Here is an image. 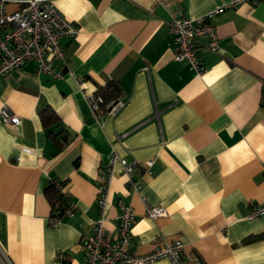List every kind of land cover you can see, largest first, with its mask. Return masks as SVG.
I'll use <instances>...</instances> for the list:
<instances>
[{"label":"crops","instance_id":"crops-1","mask_svg":"<svg viewBox=\"0 0 264 264\" xmlns=\"http://www.w3.org/2000/svg\"><path fill=\"white\" fill-rule=\"evenodd\" d=\"M232 1L55 0L78 26L59 40L64 76L37 72L35 61L0 76V111L20 119L14 126L0 115V250L8 260L0 252V264H84L81 241L100 217L113 154L154 163L150 175L134 176L139 190L116 166L102 213L108 236L130 205L133 253L180 238L190 264H264V214L245 217L264 202V0ZM214 10L219 50L200 48L197 74L174 59L167 20L171 12L194 18ZM75 78L84 79L81 87ZM109 81L125 105L114 115L94 113L82 91L101 93ZM47 106L54 125L40 119ZM62 129L68 141L58 147L48 133ZM53 179L75 204L57 226L44 193ZM146 205L166 214L150 218Z\"/></svg>","mask_w":264,"mask_h":264},{"label":"built area","instance_id":"built-area-1","mask_svg":"<svg viewBox=\"0 0 264 264\" xmlns=\"http://www.w3.org/2000/svg\"><path fill=\"white\" fill-rule=\"evenodd\" d=\"M161 1V0H158ZM250 0H233L232 5ZM257 2L258 0H253ZM231 5V4H230ZM219 10L202 14L194 18L178 16L171 12L167 20L169 32L174 38V59L186 61L195 73L203 72V64L199 58L200 48L218 53L219 43L212 17ZM78 32L75 22L65 18L55 6V0H0V76L22 67L27 61L36 62V71L56 78H61L66 72L64 48L59 40L62 37H74ZM59 60L61 67L56 69L52 60ZM78 87L84 83L83 78H75ZM104 87H107V83ZM82 95L94 113L104 111L106 114H116L124 105V95L106 98L99 92L82 91ZM2 118L9 124L18 126L20 119L9 112L6 107L0 111ZM152 159L139 165L113 154L105 170L104 187L98 197L100 217L91 219L92 232L81 241L84 251V264H151L157 259L166 258L170 264H190L184 253V244L180 238L163 239L154 245L152 250L143 254L133 253L130 249L131 229L135 222V212L130 205L124 206L118 216L115 236H108L103 226V209L107 202L109 184L115 168L119 165L120 172L126 176L134 190L141 187L140 179L135 175L152 173ZM57 188L62 184L54 180ZM75 204L68 201L62 212L63 216L74 214ZM58 213V212H57ZM145 214L150 218L164 216L166 210L160 206H145ZM264 214V202L253 204L245 214L249 220ZM62 217L51 216L49 222L57 226ZM1 255L8 262L5 254ZM56 258L67 261L64 253H58Z\"/></svg>","mask_w":264,"mask_h":264},{"label":"trees","instance_id":"trees-1","mask_svg":"<svg viewBox=\"0 0 264 264\" xmlns=\"http://www.w3.org/2000/svg\"><path fill=\"white\" fill-rule=\"evenodd\" d=\"M119 87L117 84L109 81L107 87L101 90L106 98L115 97L119 94ZM40 119L44 126L54 125L58 122V116L50 107L43 108L40 113ZM50 139L54 141L58 147H63L68 141V131L62 129L57 133L49 132ZM54 180H51L49 185L45 188L44 193L51 205V216L62 217V212L68 205V199L65 194L61 191V188H57L54 185ZM62 184V183H61ZM58 212V213H57ZM251 239L248 237L246 240Z\"/></svg>","mask_w":264,"mask_h":264}]
</instances>
